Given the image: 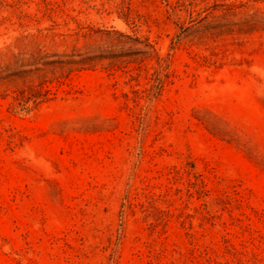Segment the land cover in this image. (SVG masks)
<instances>
[{
    "label": "rangeland",
    "instance_id": "374dc122",
    "mask_svg": "<svg viewBox=\"0 0 264 264\" xmlns=\"http://www.w3.org/2000/svg\"><path fill=\"white\" fill-rule=\"evenodd\" d=\"M0 264H264V0H0Z\"/></svg>",
    "mask_w": 264,
    "mask_h": 264
}]
</instances>
